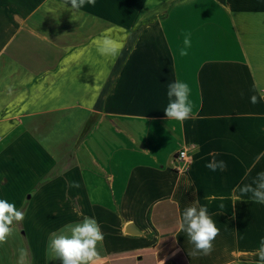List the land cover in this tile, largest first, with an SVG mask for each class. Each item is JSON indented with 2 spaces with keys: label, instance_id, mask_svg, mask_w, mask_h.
Wrapping results in <instances>:
<instances>
[{
  "label": "crops",
  "instance_id": "0c3cea01",
  "mask_svg": "<svg viewBox=\"0 0 264 264\" xmlns=\"http://www.w3.org/2000/svg\"><path fill=\"white\" fill-rule=\"evenodd\" d=\"M176 79L183 122L164 114ZM253 95L264 0H0V199L25 213L0 264H60L50 234L84 216L104 233L93 264H264V203L241 192L264 173ZM194 201L220 229L210 255L178 230Z\"/></svg>",
  "mask_w": 264,
  "mask_h": 264
},
{
  "label": "clouds",
  "instance_id": "9594fccd",
  "mask_svg": "<svg viewBox=\"0 0 264 264\" xmlns=\"http://www.w3.org/2000/svg\"><path fill=\"white\" fill-rule=\"evenodd\" d=\"M67 5L74 12H78L86 4L95 6L96 0H66ZM185 46L190 45V39L185 37ZM181 55L187 52L182 49ZM191 89L185 82L176 79L167 85L168 104L164 108L167 120L185 121L191 118L192 105L189 99ZM264 100V95L258 99L256 95L250 97V103L257 104ZM205 165L210 171H223L226 168L224 161H217L216 154ZM256 186L246 185L241 189L242 194L251 193V198L256 202L264 203V173L258 174L253 182ZM78 187V184H73ZM223 207V205H221ZM235 218V216H233ZM25 219V213L16 208L14 203L0 199V243L5 242L10 236L17 223ZM178 230L187 237V242L192 245V251L188 252L190 257L210 255L214 250V241L220 233L216 221L209 215L206 206L199 205L198 201L192 202L185 207L178 223ZM104 239V233L98 221L93 217L84 216L82 220L50 234L48 248L54 260L60 264H93L99 257L98 243ZM260 260L264 262V241L258 250ZM160 264H165L164 260Z\"/></svg>",
  "mask_w": 264,
  "mask_h": 264
},
{
  "label": "built area",
  "instance_id": "2783aa9c",
  "mask_svg": "<svg viewBox=\"0 0 264 264\" xmlns=\"http://www.w3.org/2000/svg\"><path fill=\"white\" fill-rule=\"evenodd\" d=\"M185 151L183 150V151H179L177 154H176V156H175V161L177 162V163H185ZM177 170H180V168H176Z\"/></svg>",
  "mask_w": 264,
  "mask_h": 264
}]
</instances>
